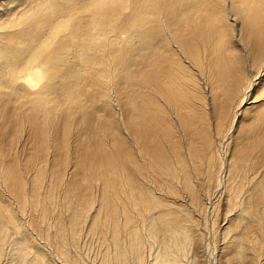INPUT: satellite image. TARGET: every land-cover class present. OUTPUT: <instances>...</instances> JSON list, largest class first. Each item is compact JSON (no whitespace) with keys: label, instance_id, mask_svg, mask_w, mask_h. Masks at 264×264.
<instances>
[{"label":"bare ground","instance_id":"1","mask_svg":"<svg viewBox=\"0 0 264 264\" xmlns=\"http://www.w3.org/2000/svg\"><path fill=\"white\" fill-rule=\"evenodd\" d=\"M242 55L259 66L247 80ZM261 73L264 0H0V256L55 264L38 234L60 264H90L84 235L93 264H143L145 248L146 264H194L195 220L162 191L178 181L198 201L190 172L210 186L220 162L207 121L231 128ZM257 113L213 181L235 211L221 245L233 264L264 244V170H240L248 189L235 174L242 152L264 158V100Z\"/></svg>","mask_w":264,"mask_h":264},{"label":"rangeland","instance_id":"2","mask_svg":"<svg viewBox=\"0 0 264 264\" xmlns=\"http://www.w3.org/2000/svg\"><path fill=\"white\" fill-rule=\"evenodd\" d=\"M257 65L258 64H251L250 55H247V56L246 55H242V72L244 73V76H247V78L245 77L246 80L249 79L250 77H252L253 76V73L254 74L256 73V70L259 68V66H257ZM200 80L201 79H199V81ZM200 85H201V81H200ZM202 85H203V83H202ZM201 86H200V90H201V92L202 91L204 92L205 89H206V87L205 86H202L201 87ZM248 90H250V89H248ZM248 93H249V91H247V97H248ZM262 101H263L262 99L257 98L256 101L251 102L250 104L248 103V105L245 103L246 104V107L245 108L247 110H245V108H244V110L242 111L243 113L240 112L239 114H237V121H234V123L231 126V128H234L235 127L236 129L235 128L234 129L229 128L228 130L230 132L228 130L225 131L224 130L225 129L224 127L221 130V132H215L214 131V128H213L212 122L207 119L208 120L207 121V130L209 131L210 137H211V148H212V150L214 152H216V155L218 157V160L220 161L219 162V165L217 163V166L218 167H217V172H216V175L215 176L217 177V175H218V178H217L218 182H220L219 179L222 180L221 184L224 182L223 180L225 179V175H223V174H225V172H226L225 171L226 160L227 159H230V158H232L234 156H236L237 155L236 154V150L238 148H242L243 149L244 145L249 142L248 134L252 133L253 132V129L255 130L257 128V126H258V123L255 120H257V118H258L257 110L261 106V102ZM205 110H206V108H205ZM227 131H228V133H226ZM241 132H243L244 134H241ZM228 135H229L230 138L228 137ZM178 136H181L182 137L181 133ZM180 138H179V140H181ZM241 157H242V162L245 165L244 166L242 165L243 166V171H242V168H240L235 173L236 175L241 170L242 173L244 172L243 175L248 174L247 175L248 177L252 176V178H251V181H252L253 179H255L257 177L258 174L260 175V173L264 170V158L260 157V153H259V151H258L257 148L252 149L250 151V153L248 152L247 154L245 152H242ZM252 160H254V162ZM250 161H252V162L249 163ZM255 161H260V162H258V166H257V163H255ZM247 164L252 165V168H250L251 166L249 167V165H248V170L246 171V170H244V168H247ZM190 173L192 174V175H190V178H191L190 179V183L192 184L194 190H195V187H196V190L195 191L197 192V195L199 197L198 198V201L195 202V204H192L190 202V199H189L188 194H184V193H187V192L182 187L181 182H179L180 183L179 184L178 181H176L175 183L177 184V186L174 183V191L166 190V192H165V190L163 189L164 191H162V193L163 194H166L167 193L166 195H168V199H171V197H174V199H175V197H176L175 202L178 201L177 203H179V206H180L179 209L183 210L187 214L189 213L188 214V215H190L189 218H191L193 221L195 220L194 223L196 224V226L194 225V223H193V225H194V228L197 229L196 236H197V234H199V233L200 234H199V236H197V240L199 239L198 240L199 242L197 240H195L196 243L194 242L191 245V249H190L191 251H189L191 254L193 253L192 254L193 255V258L196 259V260L194 259L195 260L194 264H197V263L198 264H233L232 259H234V257L233 256L230 257L229 254H228V257H227V255H226L227 251L224 248H221V245H222V243H224V240H225L224 237H227L226 235H228L229 232L232 230L230 228L231 226H228L227 227L228 229L227 228L225 229L227 231H224L223 228L225 227V225L228 224V221H230L231 216L235 212V211H233L234 210L232 208L233 206H231L230 204H228L225 201V196H224L225 194L223 192L225 190H223L224 189L223 185L221 186V184H219V183H217V184L213 183V181L214 182L217 181L215 176H214V178H212L213 180L211 179V182L209 181V183H210L209 185L210 186H208L207 182H204L205 180H201V174H198L196 172H190ZM236 175L234 176V181H235ZM238 175L240 176V173ZM238 175H237V178H239L240 180L237 179L236 182H233L232 181L233 185L237 184L238 183V180L239 181H241V180L246 181L245 180V177L243 175H241V178L238 177ZM246 182L243 183V181H241V184L242 183L244 184L243 185L244 186L243 189H248L247 186L249 187L250 182L249 181H246ZM213 184H214V186H212ZM245 184L247 186H245ZM194 185H195V187H194ZM243 186L241 185V187H243ZM215 187L216 188L217 187H220V188L217 189V192H216V188ZM200 188H202V189H200ZM219 189H220V191H218ZM198 190H199V192H198ZM221 190H223V191H221ZM240 190H241V188H239V192H237V193H239L238 195H240L242 193L240 196L237 195L238 196L237 198H239V199H241V197L243 195L245 196V190L244 191L243 190L240 191ZM177 193H180V194L178 195ZM183 194H184V196H183ZM173 195H175V196H173ZM204 195H205V197H204ZM186 197H188V198H186ZM183 199H185V200L183 201ZM9 203H10V201H9ZM207 203H208V205H207ZM262 203L263 204H259V205H262L263 207L262 206H258L259 207V209H258L259 210L258 215L260 214L259 215L260 216V221L259 222H255L254 221V223H256V224L253 223V225H254L253 228H255L256 226L257 227L259 226L258 229L255 228L256 230L255 229L254 230L258 232V234L260 236V239L263 240V241H261V243L264 242V237H263V235H264V201H262ZM10 204L13 206L14 203L11 202ZM14 206H15V204H14ZM202 208H204V210H202ZM228 213H229V215H228ZM21 217H23L21 219H23V221H25L26 220V217H27V213H24V212L21 213ZM223 231L226 232V234ZM34 236L36 237L34 239L37 240L38 243H40V245L43 248H45L47 252H49L48 254H51L50 251L54 254V255H51V256H52V258L54 256V258H53V261L54 262L57 261L55 264H60L59 260H57V258H55L56 256H55V253L53 251L52 244L50 242H46L44 238H43V240H44L43 241L42 240V236H40L38 234H34ZM38 237H39V239H37ZM39 240H40V242H39ZM42 242L43 243L46 242V243L43 244ZM91 244H93V245H91ZM44 245H46V247ZM196 245H197V248H196ZM200 245H201V247H200ZM90 246L92 247V249H91ZM96 246H97V243H95L94 240L92 242L91 241V238H87L84 235L81 236L80 246H79L80 249L78 251L83 256V259H85L86 261H88V263H90V264H93L96 261L95 260V256H97V250H98V246L97 247ZM193 246H194V248L196 250V253H195V251L193 249ZM5 248H6V246H5ZM87 250H88V253H87ZM260 250L258 251L259 252L258 255H260V257L258 259L256 258L255 260L254 259L251 260L250 257H248V259L250 261H253V262H250L248 259L245 260V261L246 262L249 261L250 263L247 262L248 264H254V262H255V264H264V244L260 245ZM144 251H145L144 252L145 253L144 255H146L144 257H146V259L143 258L145 260L143 262V264L144 263L146 264L147 263V260H148L146 248H145ZM3 252H4V255L2 254L0 256V264H3V263L7 264V261H6L7 260V257H5V251H3ZM93 256H94V258H93ZM193 258L191 259V261L189 263H192ZM223 258H225V259H223ZM228 258L230 259L229 262L227 261ZM96 259H97V257H96ZM217 262H219V263H217ZM246 262H245V264H247Z\"/></svg>","mask_w":264,"mask_h":264},{"label":"snow or ice","instance_id":"3","mask_svg":"<svg viewBox=\"0 0 264 264\" xmlns=\"http://www.w3.org/2000/svg\"><path fill=\"white\" fill-rule=\"evenodd\" d=\"M253 75L255 74L253 73ZM257 98L264 100V73H261L260 77L253 82V88L249 90L247 97L248 102Z\"/></svg>","mask_w":264,"mask_h":264}]
</instances>
